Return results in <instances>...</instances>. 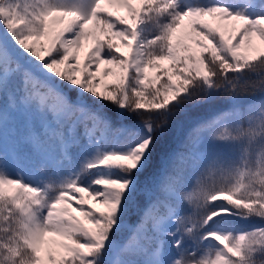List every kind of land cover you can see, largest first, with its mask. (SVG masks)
Masks as SVG:
<instances>
[{
    "label": "snow or ice",
    "instance_id": "obj_1",
    "mask_svg": "<svg viewBox=\"0 0 264 264\" xmlns=\"http://www.w3.org/2000/svg\"><path fill=\"white\" fill-rule=\"evenodd\" d=\"M253 7L264 0H0V224L19 222L0 227V264H264V225L209 227L221 212L264 220ZM241 168L261 177L250 194L209 183Z\"/></svg>",
    "mask_w": 264,
    "mask_h": 264
},
{
    "label": "trees",
    "instance_id": "obj_2",
    "mask_svg": "<svg viewBox=\"0 0 264 264\" xmlns=\"http://www.w3.org/2000/svg\"><path fill=\"white\" fill-rule=\"evenodd\" d=\"M93 0H88L84 4V6H81L79 3L80 9L83 11L89 3ZM186 1L191 0H184V3ZM229 4H231V0H227ZM108 7V5H106ZM111 10L114 12H117L118 14H126V10L122 7L118 6H111ZM249 15H255V14H264V9H257L255 7L248 10ZM151 25L148 23L143 24L139 31L141 35H147L150 30ZM81 57L84 56V51H81L80 53ZM102 69V66H101ZM261 79H264L259 76L258 73L252 74V80L259 83ZM162 147H167L166 145H162ZM207 150L210 152H216V151H222L225 157H234L236 155L235 148L232 146H219V145H208ZM191 176V173H189V177ZM260 176L256 175V169H237L231 172H226L223 175L216 174V175H209V183L214 182L217 187H223L225 190L230 189H239L242 188L243 191L241 192V195H247L252 193L255 190V186L260 180ZM43 182V181H40ZM217 206L231 209L232 206L227 204L223 201H217L214 202ZM219 210V209H218ZM181 214L186 215L187 211L182 210ZM264 225V220H260L259 218L250 216L247 218L232 214L230 212H221V214L214 219V223L210 225L209 227L218 229L223 232H233V233H243L246 231H250L253 228L257 226ZM19 222L15 219L7 221L5 224H0V227H8V228H18ZM11 234V233H8ZM214 247H219L216 242H213Z\"/></svg>",
    "mask_w": 264,
    "mask_h": 264
},
{
    "label": "rangeland",
    "instance_id": "obj_3",
    "mask_svg": "<svg viewBox=\"0 0 264 264\" xmlns=\"http://www.w3.org/2000/svg\"><path fill=\"white\" fill-rule=\"evenodd\" d=\"M86 1H88V0H63V2L65 3V4H68V5H73V4H75V5H79V3H80V5L81 6H84V4L86 3ZM92 3H93V1H91L90 3H89V5L83 10V12H87V11H89L90 10V8H91V6H92ZM190 3V1H186V5L187 4H189ZM106 6V5H105ZM82 11V10H81ZM42 43L43 44H47V41L46 40H42ZM102 66V69L105 67L104 65H101ZM151 74V73H150ZM109 80H110V78H109ZM17 171H18V169H16V168H14V167H10L9 169H8V175L10 176V177H12V178H16V176H17ZM21 175H22V178H23V182H26V183H29V184H31V185H33V186H37V177H35L34 175H30L27 171H22L21 172Z\"/></svg>",
    "mask_w": 264,
    "mask_h": 264
}]
</instances>
